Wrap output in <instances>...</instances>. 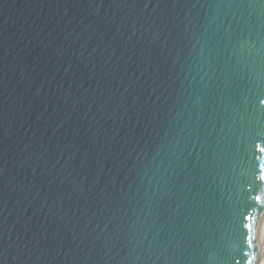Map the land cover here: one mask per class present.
Returning a JSON list of instances; mask_svg holds the SVG:
<instances>
[{
    "label": "water",
    "instance_id": "95a60500",
    "mask_svg": "<svg viewBox=\"0 0 264 264\" xmlns=\"http://www.w3.org/2000/svg\"><path fill=\"white\" fill-rule=\"evenodd\" d=\"M262 97L264 0H0V264H255Z\"/></svg>",
    "mask_w": 264,
    "mask_h": 264
},
{
    "label": "snow or ice",
    "instance_id": "6c2138e0",
    "mask_svg": "<svg viewBox=\"0 0 264 264\" xmlns=\"http://www.w3.org/2000/svg\"><path fill=\"white\" fill-rule=\"evenodd\" d=\"M259 104L261 106H264V97L259 98ZM255 147L261 152L264 153V147H261L260 143H257ZM257 160H259V165L257 168L256 173L254 174L253 180L248 184V190L247 192L249 193V200L254 204H260L264 205V199H262V196H264V184L258 183L259 190L261 194L257 195H252L254 188L253 185H257V181L264 182V159L262 157H256ZM241 217L243 220H254L255 227L259 229V221L255 220L253 216L248 214L247 212L241 213ZM253 226L252 224H244L243 227L247 229V234L245 238H247V243L249 247H252L254 245V241L258 239V236H252V231H253ZM248 257V253L246 254ZM255 259H259L258 255L255 257ZM248 264H253L252 259H248ZM264 264V262H262Z\"/></svg>",
    "mask_w": 264,
    "mask_h": 264
},
{
    "label": "bare ground",
    "instance_id": "6f19581e",
    "mask_svg": "<svg viewBox=\"0 0 264 264\" xmlns=\"http://www.w3.org/2000/svg\"><path fill=\"white\" fill-rule=\"evenodd\" d=\"M263 230H264V217L262 219V223H261V227H260V233H259V241H258L257 255H258L259 259H256L255 264L257 263V261H258V264H262V256L264 254V233H263L262 238H261V234H262ZM259 248H260V250H259Z\"/></svg>",
    "mask_w": 264,
    "mask_h": 264
},
{
    "label": "rangeland",
    "instance_id": "374dc122",
    "mask_svg": "<svg viewBox=\"0 0 264 264\" xmlns=\"http://www.w3.org/2000/svg\"><path fill=\"white\" fill-rule=\"evenodd\" d=\"M263 233H264V230L262 231L261 238L263 237ZM260 242H261V241H260ZM262 244H263V243H262ZM259 250H260V248H259ZM262 262H264V254H263V256H262ZM256 264H258V261H257Z\"/></svg>",
    "mask_w": 264,
    "mask_h": 264
}]
</instances>
